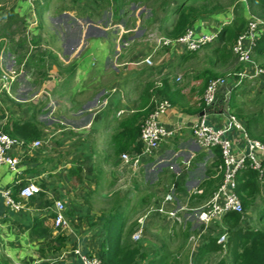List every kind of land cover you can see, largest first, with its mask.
Masks as SVG:
<instances>
[{"label": "crops", "instance_id": "1", "mask_svg": "<svg viewBox=\"0 0 264 264\" xmlns=\"http://www.w3.org/2000/svg\"><path fill=\"white\" fill-rule=\"evenodd\" d=\"M14 1H17L15 7L16 9L22 8L23 6L25 9L24 11H26V8L28 10V5H26V7L23 5L26 3V1ZM68 1L69 4H60L58 8L63 7V9H61L64 12H74L76 10L78 11L79 6L82 7L80 3H73V0ZM43 6L42 10H45L44 14L48 13L50 11V6L47 3L43 4ZM24 11L22 10L21 13ZM5 12H7L5 9L0 11V26L5 24ZM164 13L165 11L161 12L162 15H164ZM224 13V11H221L210 16L208 19L203 20L200 25L194 28L196 34L209 35L217 33L221 26L230 22V19H228L227 15ZM63 14L68 15L69 18L71 17L68 13ZM64 20L65 19L61 20L60 15L59 17H56L52 20L55 29L63 31L65 30V33H63V35L61 34L62 37L60 36L59 38L62 52L53 55L45 50L47 57L45 70L44 72L36 73V75L40 77L37 86L39 90H36V95L38 97L35 98V95L31 99L33 103L42 100L47 103L49 102L48 105H55L57 108L59 107V109L56 108L55 111L57 119L59 118V121L57 122L59 125L58 129L49 134L51 129L46 128V124H42L40 120L36 119L35 114L37 111H35L34 108L37 109L38 107H33V110H26L27 113L33 112V114H30L29 117L24 116L27 115V113L21 115L22 117L18 116L17 114L14 121L22 123L33 120L37 124L39 130L42 132V137L36 140L41 141V145L33 150H29L28 148H15L12 150L11 155L17 156L20 159L17 174L12 175L8 173L6 168L0 170V189L8 190L11 193L13 200L20 203L21 207L19 211H12L11 209L5 207L3 202L0 203V249H5L9 253H14L15 255L18 251H20V256L25 258V260L29 262L28 264H33V259L35 260L38 256V248L41 241L37 240L36 238H29L26 232L20 233L17 229V224L30 225L35 218H52V236L62 234L66 235L67 237L66 247L63 252L70 253L76 246H78L82 252H96L99 249L101 245L102 227L98 221V217L104 214V211H98L94 209V205L101 204L98 202V199L101 201L104 199L106 201V198L108 197V193L99 192V188L102 187V182L105 184L108 183V185L111 183L114 173L112 171L116 170L121 173L122 169H126L128 172H131L129 167L121 162L120 158H113L114 156L111 146V137L120 130V121L124 120L129 114L140 108V97L143 90L140 91L137 86L141 84L143 79L141 77L146 78L148 76L146 75L148 73L147 70H142L140 73L138 72L139 69L141 70L145 69V67H148L145 64L140 63L145 57L148 56H146V54L142 55L144 54V50L136 48L137 43L135 41L130 44L132 39L129 42L128 37L123 35V43L120 44V40L115 39L113 41L114 43L112 48L109 45L107 35L104 38H94L97 40V49L94 52H98V49H100L102 52L100 51L101 53L98 54L97 59L92 58V68L95 71L92 73V85L89 84L88 86H83L84 82L90 78V75L87 74L85 70L80 69V67L72 63L73 61H70L69 63L66 61V59H73V57L74 59L77 58L83 49L84 42L82 44V41H80V37L78 36L79 34H76L79 33L78 30L76 33H70V31L68 32V30H71L72 27L65 23ZM116 22H122V20ZM108 27V29L116 28L113 22H110ZM163 27L165 28V25ZM90 29L92 31L94 30L92 28ZM95 31L96 30H94V32ZM125 31V34L130 33L128 30ZM89 38H92V36ZM50 46L51 44H48L46 48L49 50ZM2 47L6 52H8L9 55H7L6 58L3 56L1 58L0 56V72L3 70H13L19 74L18 77L22 75L21 79L24 80L26 79L27 73L32 74V71H34L33 69L25 72L23 69V64H21L19 67L16 65L14 55L9 52L8 43L2 44ZM157 50H159V48L156 47L155 50L152 51V54L154 55ZM182 54L183 52L180 50L173 49L167 54L168 62L166 60L167 58H163L156 63V65H161L162 63V68L160 71V74H162L161 77H163L162 80L169 77H165L169 66L171 65L175 67V65L180 62V57ZM49 55L55 57L56 63L50 61L48 62L50 58ZM9 57H11V59ZM1 59L5 60L1 61ZM127 60L128 62L133 63H127ZM55 66L60 68L55 69ZM138 66L143 67L132 68ZM63 68H66L67 71L64 72L63 70V72H61ZM243 70L251 72L252 65L243 68ZM22 71L24 72L23 74H21ZM208 72L215 73L211 70H206L196 74L195 77L198 78L196 80L197 84H199L198 87L193 86L183 88V93L185 95L184 102L189 106H193L199 102L201 97L197 96V93L202 86V78L206 77ZM142 73L145 76H142ZM78 78L81 79V82L79 85H76V79ZM223 78H226L227 83L230 82L232 78L233 81H236L232 75H227ZM58 80H61L62 82L58 84ZM254 81H257L261 87L264 86L262 85L264 82H260L259 80ZM18 86L19 85L16 81L12 87L13 93L16 92ZM20 86L21 87H19V90H21L23 84L21 83ZM25 89L26 87L22 88V90ZM3 95L5 96V94ZM75 98H77L76 101L81 100L82 106L80 107L81 109L75 115H73V111L76 110V107H67V102L72 103ZM91 105L92 113L91 110H85L89 109ZM83 112H88V114L83 117ZM218 112L219 111H217V113ZM119 113L120 115H118ZM214 113L210 112L209 121L214 119ZM199 114L194 116L184 114L181 113L177 107L172 106V109L159 119V124L167 129L176 124H182L184 126V130L180 134L170 138L172 142L174 141V144L177 147L176 152L174 153L168 150L167 146L171 145V143L168 142L169 139H167L161 144L159 150L154 155V158L145 160L141 166V168H143L142 174H144L143 179L147 184H150L151 181H149V179L147 180L146 176H149L153 173V168H157L158 166L162 169H167L162 170L160 168L159 170L162 173L160 174L159 183L164 187L169 185L167 184V178L170 175L177 176L182 172L184 167L186 168V176L184 180L185 193L182 195H178L176 193L174 194L177 206L186 205L187 207L191 208L192 205L190 204L189 200V186H195L199 188L200 184L206 179V170L211 169L212 164L216 160L214 152L201 150L191 136L189 129L199 117ZM71 115L79 116L80 120L76 121L67 117ZM84 118L88 119L87 122L82 124ZM91 127L92 133L89 131ZM46 132L48 133L46 134ZM54 138H56V140ZM45 141L48 145H45ZM53 141L56 142L53 144ZM198 154H203L202 160L199 163L192 165L191 163L193 158ZM155 162H157V164L159 162V164L155 167H152ZM76 165H80L82 167L83 180L81 184H78L74 178H70L69 181L66 180L65 175L67 174L68 170ZM201 168H203V173L200 177L198 171ZM137 172H139V170ZM116 173L117 172H115L114 175L115 177L118 176ZM88 175H91V178L87 177ZM139 175L140 178L138 179L140 180L143 175ZM89 179H92V191L87 194L89 197L92 195V209L86 206V197L83 195L84 192H82V189L85 187L84 183L89 182ZM27 183H32L36 189V191H34V196L30 199H24L19 196L20 189ZM18 186L21 187H19L15 192V189ZM152 186L153 185H150L149 188H152ZM86 187L89 188V186ZM104 188L106 187L104 186ZM123 196L124 194L121 193V197ZM56 201L62 202L65 206L64 219L66 221V226L60 229L54 228V216L56 213L54 203ZM157 202L158 201L156 199L153 201V203ZM122 204L123 203H121L120 209L117 207L118 205L116 207L120 211H123L124 207L125 212L127 209V204L124 203V206ZM117 208H115V210ZM108 210L110 211L114 209L111 208ZM178 216L182 219L188 217V221L192 222H189L190 230L193 226L199 225L196 222L197 220L195 219L193 213H179ZM157 217H161L164 222H168L166 220H169L162 216ZM193 220L196 221L193 222ZM86 221L89 222L87 223ZM181 223L182 222H178L177 225ZM183 223L186 224L185 221ZM164 225L168 226V229L170 228L177 230V227L174 226L175 224H171L170 222ZM216 227V225L211 224L210 230L208 229L200 237V242L197 246L202 244L206 236L215 234L212 230ZM145 237V231L143 230L140 241L144 243V249L143 246H141V252L148 250ZM218 254H222L223 256L225 255L224 253ZM218 254H212L210 255V258L211 256Z\"/></svg>", "mask_w": 264, "mask_h": 264}, {"label": "trees", "instance_id": "2", "mask_svg": "<svg viewBox=\"0 0 264 264\" xmlns=\"http://www.w3.org/2000/svg\"><path fill=\"white\" fill-rule=\"evenodd\" d=\"M153 1L155 0H73V3H80L84 8L91 9L92 19H94L100 16L104 10L113 8L114 5L116 10H121L125 9L129 3L146 4ZM161 1L160 9L165 13L160 20V28L165 25L163 31L166 35L165 38L168 39H176L182 36L187 29L196 28L203 20L224 11L226 6H231L232 19L228 24L221 26L217 32L214 41L218 45L214 48L213 53L217 58V62L224 67L230 68L232 63L238 64L240 68L236 70L237 72L242 71L244 67L239 65L237 57L232 52V47L238 36L247 30L250 21L261 22L262 24L256 32L250 57L255 65L264 69V0H229L226 6L213 2V0ZM0 11L2 10L0 9ZM44 11L42 7L36 9V18L39 25H41ZM96 13L98 16H94ZM4 18L6 21L3 26H0V39H9L8 49L14 55L16 65L19 67L23 64L25 72L32 69H35L36 72H44L47 57L46 52L39 48V38L35 36L28 40L26 36L22 35L16 40L15 35L20 33L18 29L23 28L24 19L17 17L13 10L5 12ZM133 22V20H129L127 25H131ZM204 46H208V44L201 46V48ZM196 52H183L180 63L192 59ZM217 77L216 73L208 72V75L202 78V86L197 93V96L201 98L193 106H189L184 102V89L175 87L169 77L158 84H147L140 97V108L120 121V130L111 137L113 158H120L123 153H139L141 151L140 127L153 108L151 103L153 96L167 100L171 106L177 107L181 113L192 116L198 115L204 110V89L209 80ZM221 109H227L242 122L251 138L264 145V131H260L261 117L244 115L236 103L234 89L229 92V96L220 93V91L218 92L214 110ZM0 127H3L1 132L12 139L24 141L25 143H30L42 137V132L33 120L22 123L11 121ZM215 154L217 160L212 164L211 169L206 170V179L198 188L202 190V194L190 196L191 207H196L201 202L206 201L220 182V178H212L214 175L213 167L220 162L219 153L215 151ZM202 157L203 154H198L193 158L191 164L199 163ZM262 167L264 168V162ZM185 169L184 167L179 175H170L167 178L168 190L173 187L174 193L178 195L185 193ZM65 176L67 181L74 178L78 184H81L83 180L82 167L80 165L72 167ZM21 186H18L15 192ZM165 191L167 190L164 189ZM235 192L241 201L243 213L252 208L258 199H261L258 218L264 221V180H259L258 173L248 168L240 171L236 176ZM118 211L107 215L102 214L98 217L102 227L101 245L96 252L84 253L96 256L102 264H136L141 254V247L131 241L132 229L127 230V232L125 230L128 220L126 212ZM242 214L229 213L222 218V225L225 226L226 229H224L227 235L225 245L222 246L217 243V235L215 234L206 236L202 244L195 250L193 259L195 264H204L209 260L210 255L218 253H224L229 260V264H264V230L242 227L240 225ZM51 219V217L35 218L30 225L17 224L20 233L26 232L29 238H36L41 241L38 256L35 260L33 259V264L37 260H42L40 264H43L49 257H57L66 247V235L57 234L52 236L53 224ZM189 228L190 223H187L183 233L184 236H187ZM166 259L162 256L158 264H165Z\"/></svg>", "mask_w": 264, "mask_h": 264}, {"label": "rangeland", "instance_id": "3", "mask_svg": "<svg viewBox=\"0 0 264 264\" xmlns=\"http://www.w3.org/2000/svg\"><path fill=\"white\" fill-rule=\"evenodd\" d=\"M26 1V5H28V10L26 8H15L16 2L14 0H0V9L1 10H13L15 15L17 17L24 19V26L23 28L18 29L20 33L15 35L16 40L24 35L28 38V40L32 39V37H38L39 38V48L43 51L46 50L50 52L51 54L55 55L56 53H61L62 48L60 47L59 38L62 37L63 33H65V30H59L55 29L53 26V19L56 17H61L62 19H65L64 22L70 25L72 28L70 33H76L78 30L80 37V41H82L83 49L77 56V58L74 59H66L67 62L70 63V61H73L75 65L80 67V69L85 70L87 74L90 75V78L84 82L83 86H88L89 84L92 85V73L95 72L92 68V58L97 59L98 54L102 51L98 49V52H94L97 49L96 39L95 37H107L109 40V45L113 48V41L115 39H119V43L122 42V37L127 36L128 41L132 44L134 41L137 43L138 49H143L144 54L142 55H149L152 53V51L155 50V48H159L157 52L154 53L152 56V62L153 65L150 67H145V69H139V73L142 72V70H147L148 75L146 78H143L141 81L140 87L137 86L140 91H142L147 84H157L159 83L163 77L162 74H160L162 63L161 65H156L158 61H160L163 58L168 57L167 54L173 50L168 49L165 50L164 48L159 46L158 41L162 39L163 37H166L165 32L163 31V27L160 28V20L162 18L161 14V7L160 3L161 0H155L153 2H149L146 4H132L129 3L125 9L116 10V6L114 5L112 9L110 10H104L103 13L98 16L96 13L94 16H98L97 18L92 19V11L91 9H86L84 6L78 7V11L74 12H64L61 8H58L60 4H69L68 0H24ZM23 2V1H21ZM213 2H218L219 4H222L226 6L229 3V0H213ZM31 3V5H30ZM48 4L50 6V11L41 19V25H39V21L37 22L36 18V9L38 7H42L43 4ZM20 6V5H19ZM44 7V6H43ZM24 11L21 13V11ZM70 10V9H69ZM33 11V13H32ZM224 14L227 15L228 19H232V8L231 6H226L224 10ZM68 13L71 17L69 18L68 15L63 14ZM63 15V16H62ZM69 18V19H67ZM122 19V22H116ZM129 20H133L134 22L129 26L127 25ZM91 21V22H90ZM62 22V23H64ZM110 22H113L115 24L116 28H110L108 29V25ZM39 26V28H38ZM41 26V27H40ZM90 28L96 30L92 31ZM108 29V30H107ZM17 30V29H16ZM130 31V33L125 34L126 31ZM63 31V32H61ZM92 31V33H91ZM99 32V33H96ZM102 32V33H101ZM112 32V33H110ZM62 34V35H61ZM123 35V36H122ZM92 36V38H89ZM133 37V38H132ZM89 38V39H87ZM146 40V41H145ZM2 41V43H1ZM9 42V39H1L0 40V56L7 57L8 52L3 49L2 44H7ZM48 44H51L49 47V50L46 48ZM208 46H204L200 48L196 53L195 56L188 60L187 62L180 63L178 62L175 67L169 66L168 72L165 74V77L169 76V79L171 80L172 84L175 87L178 88H187V87H198L199 84H197L195 79L196 74L201 73L206 70H211L215 72L218 77H226L227 75H233L236 73V70H239L238 64L232 63L230 68L224 67L221 64L217 62V58L213 53L214 48L218 45L216 41H212L210 43H207ZM43 47H42V46ZM130 46V45H129ZM159 46V47H158ZM126 48V47H125ZM101 51V52H100ZM140 51V50H139ZM48 62L56 63V59L53 56L49 55ZM11 59V57H9ZM128 58V57H127ZM5 60V59H1ZM13 60V59H12ZM127 63H133L128 62ZM65 64V63H64ZM143 66L138 67H132V68H141ZM55 69H59L60 67L55 66ZM67 71L66 68H63L61 72ZM9 71V70H8ZM137 72V71H136ZM24 72L22 71L21 74ZM36 70L32 71V74H26V79H21L22 75L17 78L18 88L15 93H11V97L4 96L3 94L0 95V126L10 123L11 121L15 120L16 115L18 116L24 115V113H27L26 110H33V107H38L37 109L34 108L37 113L35 114L36 119L40 120L42 124H46V128L51 129L49 134L54 132L56 129H58V121L57 116L55 115V111L57 106L55 105H48L49 102H44L42 100L37 101L36 103H33L31 99L33 96H35L36 90H39L37 88L38 86V80L40 77L36 75ZM142 76L143 73L141 74ZM140 75V76H141ZM161 77V78H160ZM195 77V78H194ZM20 78V79H19ZM176 79H179L177 82ZM60 84L62 81L58 80ZM81 82V79H76V85H79ZM200 82V81H199ZM23 84L22 88H25V90H19L20 84ZM73 85V84H72ZM264 85V83L262 84ZM136 86V85H135ZM234 89V95L236 103L238 104L239 108L243 111L244 115L248 116H256L261 117L262 123L260 126V131H264V86L261 87L257 81H254V79L251 80H244L240 84H236V81L230 80L227 84H225L221 89L220 93L225 94L226 96H229V92ZM19 90V91H18ZM38 97L37 95L35 98ZM75 100L70 103L67 102V106L69 108L76 107V110L73 111V115H75L81 108L82 103L80 101ZM43 102V103H41ZM42 104V105H41ZM78 108V110H77ZM59 109V107L57 108ZM67 110V109H66ZM85 110H91L92 113V105L89 107V109ZM84 111V110H82ZM29 112V111H28ZM30 114H33V112L27 113V116L29 117ZM64 114V113H63ZM88 112H83L82 116L84 117ZM67 116L71 118L72 120L79 121V116ZM22 117V116H21ZM88 118H84L83 123L87 122ZM78 125V124H77ZM74 126V125H73ZM83 126V125H82ZM86 126V125H85ZM45 127V126H44ZM80 127V126H78ZM3 127H0V131ZM90 133H92V127L89 130ZM48 132H46L47 134ZM91 138V136H90ZM56 140V138H54ZM56 141H53V144ZM168 142L171 143V145H168V150L171 152H176V145L174 144V141L172 142L171 139L168 140ZM45 145H48L45 141ZM152 158L149 159H153ZM182 159V158H181ZM115 162V160H114ZM181 162V161H180ZM159 164V162H158ZM157 162H155L152 167H155L158 165ZM115 165V164H114ZM3 168H6V166H0V170ZM161 167L153 168V173L150 174L147 177V180L151 181L150 184H147L144 182V174H142L143 168H140L139 172L132 174L131 172H128L126 169H122V172L119 173L118 171H112L113 173V180L108 185L103 183L101 184V188H99V192H105L108 193V197L106 198V201L103 199L102 201L98 199L101 204H95L94 209L96 210H102L104 211V214H108V212H119L118 208L120 209L121 203L124 206V203L127 204V209L125 210L127 214V226L125 228L126 232L129 229H132V234L137 232L142 226L145 231V240L146 244L148 245V250H145L144 252H141L137 263L136 264H158V261L161 260L162 256L166 259L165 264H195L194 263V254L195 250L198 246H196L195 240L197 239L199 231L196 226H193L191 230L187 232V236H184L183 233L185 232V227L187 223H192L191 221H188V217L183 218L186 224H184L183 219L179 218L182 222L181 224L177 225V221L173 220H166L170 222L171 224H175L174 226L177 227L175 229H168V226L164 225L168 222H164L161 217H157L155 210L157 208L158 202L162 200V197L165 195V193H168L167 187H164L159 183L160 181V170ZM162 169V168H161ZM164 169V168H163ZM162 169V170H163ZM8 170V169H7ZM167 170V169H164ZM118 176H114L115 175ZM8 173L14 175L13 173ZM203 173V168H201L198 171L199 176L201 177ZM141 174V179L139 180ZM111 175V174H110ZM11 176V175H7ZM87 177L91 178V175H88ZM85 187L82 189L83 195L86 197L85 203L88 208L92 209V195L90 197L87 193L92 191V179H89V182L84 183ZM150 185H153L152 188H149ZM86 186H89L87 188ZM104 186L106 188H104ZM168 186V185H167ZM190 188V194L192 191H194L197 187L189 186ZM164 189L167 191L164 192ZM86 190V191H85ZM121 193L124 194L123 197H121ZM154 196H153V195ZM189 194V195H190ZM81 196V195H80ZM149 196V198H148ZM158 201L157 203H153L155 200ZM154 199V200H153ZM88 200V201H87ZM204 203V202H203ZM201 202L200 205H197L196 207H200L203 205ZM118 205V206H117ZM118 208H117V207ZM261 206V199H258L255 203V205L247 212H244L242 214V220L240 225L242 227H250L254 230H264V221L259 220L258 218V212L259 208ZM191 207V208H196ZM114 209V210H108V209ZM115 208H117L115 210ZM89 209V210H91ZM124 211V207H123ZM185 213V212H184ZM191 214L192 212H187ZM103 214V215H104ZM194 214V213H193ZM156 215V216H155ZM196 215V214H195ZM183 217V216H182ZM87 219V218H86ZM187 219V220H186ZM140 221L143 222L142 225H140ZM173 221V222H172ZM196 221V220H195ZM193 220V222H195ZM87 223L89 221H86ZM164 225V226H163ZM220 225H218V229H213V232L215 235H218V232H223L225 229L219 228ZM131 234V237H132ZM203 240V239H201ZM131 241L135 244H138L140 247L143 246L142 241H133L131 238ZM2 249V248H1ZM0 249V264H28L29 262L25 260L22 256H20V251L16 253H9L7 250ZM144 249V246H143ZM147 251V252H146ZM222 256V257H221ZM229 260L227 257L222 254H218L215 256H211L207 262L204 264H229ZM43 264H60L59 261H57V257H49L46 262Z\"/></svg>", "mask_w": 264, "mask_h": 264}, {"label": "built area", "instance_id": "4", "mask_svg": "<svg viewBox=\"0 0 264 264\" xmlns=\"http://www.w3.org/2000/svg\"><path fill=\"white\" fill-rule=\"evenodd\" d=\"M262 23L259 21H250L247 30L238 36L232 52L237 57L239 65L244 68L252 65V71L245 70L234 73L232 76L236 79V84H240L244 80H259L264 82V69L259 68L251 60V49L254 46L256 32ZM217 33L209 35H198L195 30L190 28L185 33L176 38L168 39L163 37L158 41L159 46L164 49H178L181 52H196L201 46L210 43L216 39ZM158 46V47H159ZM151 53L145 57L140 63L150 67L153 65ZM18 73L13 70L0 72V93L11 97L12 87L16 83ZM178 82L179 79H176ZM226 78L217 77L208 81L203 94L204 110L203 115L198 117L190 127V133L196 144L203 151H215L219 153V164L213 168L214 175L212 178H220L215 191L200 207L190 208L186 205L177 206L173 192V187L168 190L162 200L158 203L155 210L156 215L165 217L169 220L180 222L179 213H194V217L199 224L196 227L199 231L195 243L200 242V237L209 229L211 224L216 225L215 229L223 228L222 218L229 213L242 214V205L236 189V176L245 169H251L258 173L260 181L264 180V145L258 140L251 138L244 125L227 109L214 110L217 102V95L220 89L226 84ZM152 110L145 118L140 127V143L141 151L139 153H123L120 156L121 162L129 167L131 172L135 174L140 170L142 163L152 158L159 150L161 144L174 136H177L184 130L182 124H176L169 129L159 124V119L167 114L171 109V104L165 100L153 96L151 99ZM210 112L214 113V119L209 121ZM120 115V113L118 114ZM41 145V141L34 140L30 143L12 139L7 134L0 131V166H6L8 171L17 174L20 159L11 155L15 148H28L33 150ZM216 156V154H215ZM217 160V157H216ZM36 191L32 183H27L19 191V196L24 199H30ZM202 190L196 188L191 195H201ZM3 202L5 207L12 211L20 210V203L13 200L8 190L0 189V203ZM56 213L54 216V228L60 229L66 226L64 219L65 206L62 202L54 203ZM185 212V213H184ZM196 214V215H195ZM143 222L140 221V225ZM213 226V225H212ZM143 227L132 234L133 241H140ZM213 231V230H212ZM227 240L225 230L218 232L217 243L224 246ZM198 244H196L197 246ZM57 261L62 264H102V262L94 255L86 254L74 247L70 253L61 252ZM42 260H37L34 264H40Z\"/></svg>", "mask_w": 264, "mask_h": 264}, {"label": "water", "instance_id": "5", "mask_svg": "<svg viewBox=\"0 0 264 264\" xmlns=\"http://www.w3.org/2000/svg\"><path fill=\"white\" fill-rule=\"evenodd\" d=\"M202 115H203V112H201V113L199 114V117L202 116Z\"/></svg>", "mask_w": 264, "mask_h": 264}]
</instances>
